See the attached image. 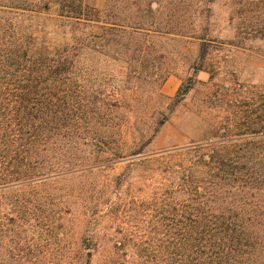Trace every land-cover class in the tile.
<instances>
[{
	"label": "rangeland",
	"instance_id": "obj_1",
	"mask_svg": "<svg viewBox=\"0 0 264 264\" xmlns=\"http://www.w3.org/2000/svg\"><path fill=\"white\" fill-rule=\"evenodd\" d=\"M0 84L51 101L0 182V264H172L240 231L264 264V190L174 186L232 125L256 133L222 155L264 160V0H0Z\"/></svg>",
	"mask_w": 264,
	"mask_h": 264
},
{
	"label": "trees",
	"instance_id": "obj_2",
	"mask_svg": "<svg viewBox=\"0 0 264 264\" xmlns=\"http://www.w3.org/2000/svg\"><path fill=\"white\" fill-rule=\"evenodd\" d=\"M51 72L50 69L46 70ZM51 105V101L37 92L17 91L9 84H0V182L8 183L10 178L23 174V170L30 169L32 164H36L34 154L39 153V133L45 131L41 124H37V116L47 117L45 109ZM44 111V112H43ZM36 116V117H35ZM232 125V129L225 131L226 135L220 136L219 141H213L193 149H186L185 153H195L196 160L191 168L174 171L179 175L181 184H176L178 188L182 184H195L194 194H199L198 190L203 187L205 193L210 196L211 190H219L221 185L241 189H261L264 190V160H250L231 157L227 153L219 151L217 144L224 141H232V138L242 134H254L256 130L250 131V126L243 133L238 126ZM242 127V126H241ZM236 130V134L229 135ZM230 131V132H228ZM255 145V144H250ZM205 148H209L205 150ZM241 160L246 161L245 163ZM249 163H254L260 170L250 171ZM198 175H204L202 179ZM202 181V186L199 182ZM172 185L171 188L174 187ZM173 192V189H170ZM167 193L158 194L157 200L166 202ZM190 195V196H191ZM209 197L206 199L208 201ZM205 202V204H206ZM211 202V201H210ZM213 203V202H212ZM207 206V205H206ZM250 235L244 231L239 232L236 238H219L209 240H185L179 243L188 246V255L170 256L172 264H244L243 256L247 250L251 249L253 242ZM144 262L161 261L160 256H145ZM242 261V262H240Z\"/></svg>",
	"mask_w": 264,
	"mask_h": 264
}]
</instances>
